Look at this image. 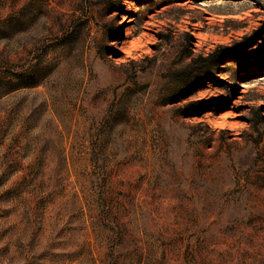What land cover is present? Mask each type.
I'll return each mask as SVG.
<instances>
[{"label":"rangeland","instance_id":"obj_1","mask_svg":"<svg viewBox=\"0 0 264 264\" xmlns=\"http://www.w3.org/2000/svg\"><path fill=\"white\" fill-rule=\"evenodd\" d=\"M0 264H264V0H0Z\"/></svg>","mask_w":264,"mask_h":264},{"label":"trees","instance_id":"obj_2","mask_svg":"<svg viewBox=\"0 0 264 264\" xmlns=\"http://www.w3.org/2000/svg\"><path fill=\"white\" fill-rule=\"evenodd\" d=\"M216 55L214 53L210 54L207 58H202L200 57L199 63L200 62H209L212 59H215Z\"/></svg>","mask_w":264,"mask_h":264}]
</instances>
